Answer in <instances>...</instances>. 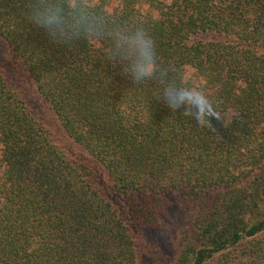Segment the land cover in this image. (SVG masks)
Listing matches in <instances>:
<instances>
[{
	"label": "trees",
	"instance_id": "trees-1",
	"mask_svg": "<svg viewBox=\"0 0 264 264\" xmlns=\"http://www.w3.org/2000/svg\"><path fill=\"white\" fill-rule=\"evenodd\" d=\"M28 3L0 0V50L60 133L0 67V264H137L149 229L174 232L168 264H264V0H86L142 24L169 74L206 91L203 127L133 84L107 38L57 43Z\"/></svg>",
	"mask_w": 264,
	"mask_h": 264
},
{
	"label": "clouds",
	"instance_id": "clouds-1",
	"mask_svg": "<svg viewBox=\"0 0 264 264\" xmlns=\"http://www.w3.org/2000/svg\"><path fill=\"white\" fill-rule=\"evenodd\" d=\"M69 2L29 0L28 19L57 43L107 38L110 42L107 58L119 64L133 84L157 83L161 88L157 98L171 110L182 111L198 126H206L208 113L219 110L203 88L191 86L182 74H169L160 62L154 39L142 24H116L106 15L90 11L86 0L66 9Z\"/></svg>",
	"mask_w": 264,
	"mask_h": 264
},
{
	"label": "rangeland",
	"instance_id": "rangeland-1",
	"mask_svg": "<svg viewBox=\"0 0 264 264\" xmlns=\"http://www.w3.org/2000/svg\"><path fill=\"white\" fill-rule=\"evenodd\" d=\"M0 67L7 83L20 94L30 113L37 120L48 126L52 136L58 137L60 131L51 112L22 73L17 60L0 50ZM63 146L68 147L71 145L65 141ZM179 212L180 217H174L173 214H169V217H166L168 225L174 231H177L178 226L181 224L184 209H179ZM173 233L166 230L149 229L142 236L140 235L137 241V264H168V261L173 256L171 240Z\"/></svg>",
	"mask_w": 264,
	"mask_h": 264
}]
</instances>
